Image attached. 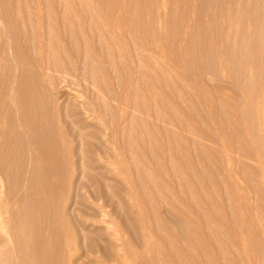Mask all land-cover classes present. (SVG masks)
<instances>
[{
  "label": "bare ground",
  "instance_id": "6f19581e",
  "mask_svg": "<svg viewBox=\"0 0 264 264\" xmlns=\"http://www.w3.org/2000/svg\"><path fill=\"white\" fill-rule=\"evenodd\" d=\"M42 1L46 23L41 20L38 29L33 25L21 28L18 23L24 17L32 21L40 16L39 13L33 14L29 6L23 9L19 4L8 3L0 8L1 18L11 33L12 53L18 65L12 83V98L6 97V103L0 108V264H79L65 259L79 241L92 243L96 252L121 264H163V258H166L163 252L173 249L167 241L166 229L176 232L183 244L194 242L200 246V239L193 232L195 226L182 216L187 209L170 200L174 192L162 178L164 176L174 183L179 193L187 192L190 207L199 214L201 211L204 213V208L197 210L202 196L195 182L201 183L197 178L199 173L206 177L211 189L215 188L210 179V169L205 165V161H213L214 157L208 143L211 138L208 144L204 143L206 138L198 135L182 111H196L194 118L199 119L196 101L192 97L199 101L198 106L204 107V113L205 107L210 105L202 91L199 93L200 90L188 83L185 77L191 75L194 76L193 82L197 84L195 75L200 76L201 85L205 84L209 93L212 88L214 95L220 96L217 104L213 100L217 97L212 98L211 92V104L217 105L210 106L217 107L212 108L216 110L213 116L218 114L214 119L222 121L217 122V130L222 128L224 131V127V136L227 132L232 139V147L240 151L235 161L237 172L243 179H237L245 180L247 187L239 183L254 196L255 202L249 203V207L254 211L253 220L262 226L264 175L258 178L254 169H250L251 161L247 160L255 162L263 146H260L263 140H258V133L259 129L264 130V118H261L264 112L261 117L258 113L255 116L256 128L251 125L255 139H250L255 141L259 136L255 141L259 146L255 148L260 151L254 153L239 128V124L247 121H237L235 115L241 113L232 105L236 106L237 100L243 103L246 92L240 100L236 97L237 88L234 92L224 86L227 83L223 85L224 82L214 83L213 80V84H208L206 77L202 80L204 68L193 67L194 61L190 60L193 54L190 53L194 47H202L211 55L217 48V41L223 38L219 49L227 55L225 57H230L233 76L231 72L225 74L232 76L229 82L248 91L249 87L258 85L259 77L264 81L261 76L264 74V0H98L106 8L118 32L128 37L126 46L133 52L130 58L120 59L127 70V80L116 85L122 84L123 93L115 91L99 59V54L105 53L114 61L110 44L102 31L105 25L93 19L86 22L82 18L94 14L90 3L87 0ZM157 3L162 5L160 11L155 10ZM57 9L61 11L60 19ZM189 15L194 17V21H187ZM184 23L185 30L181 33ZM95 34L99 38L93 42L91 38ZM61 35L66 38L65 47L71 49L80 63H75L72 57H61L65 54V47L60 46ZM141 44L150 49H143ZM121 47L118 46L119 49ZM29 48L36 50V56L31 57ZM241 52H252L253 58L245 61L247 58L242 57L246 55L241 57ZM157 53L169 59L173 66L162 61V56ZM225 60L229 64L228 59ZM222 62L220 66L225 65ZM224 67L220 69L227 71V66ZM11 70L9 65H0V75ZM112 73H115L114 69ZM5 82L9 83L10 79L6 78ZM75 86L90 90V97L63 94L62 88L71 90ZM259 88H262L261 83ZM260 91L257 94L264 96ZM256 95L248 96L251 99ZM221 97L228 98V102ZM253 99V102L257 100ZM9 100L10 108L5 109ZM249 101L245 100L244 106L251 108L258 100L255 103ZM118 104L121 112L117 114ZM125 106L139 110L146 117L159 121L160 125L154 121L149 124L139 114L128 113ZM99 113L107 117V125L99 126ZM243 113L247 115L244 117L251 115ZM179 128H187L195 136L186 138ZM118 145L127 146L131 152H139L131 160L136 168L134 200L127 184L118 188L123 180L117 161ZM147 159L154 162L156 172L148 169ZM5 183H8L7 190H4ZM203 194L209 199V193L204 191ZM229 199L231 197L227 198V206L232 211V199L230 202ZM133 202L136 203V211ZM209 205L213 207V200ZM108 207L109 211L106 210ZM176 211L178 214H174ZM161 212H164V217ZM110 217L114 219L109 220ZM149 221L153 222L149 224ZM203 221L207 238L214 245L224 244L221 240L224 233L210 220ZM138 230L143 231H140V238L144 246L140 250L131 249L128 245L130 235ZM148 233L161 243V247L150 246ZM248 234L243 237L247 243L252 241L246 239ZM243 247H247L246 243ZM153 249L163 257L160 258L163 262L154 259ZM173 254L172 259H168L171 263L177 259L176 264H189L178 253ZM236 254L240 256L237 250ZM230 255L224 251L220 263L237 264L239 259L232 261ZM260 261L259 264H263L264 260ZM206 263L212 264V259H206Z\"/></svg>",
  "mask_w": 264,
  "mask_h": 264
},
{
  "label": "rangeland",
  "instance_id": "374dc122",
  "mask_svg": "<svg viewBox=\"0 0 264 264\" xmlns=\"http://www.w3.org/2000/svg\"><path fill=\"white\" fill-rule=\"evenodd\" d=\"M50 1L56 2L57 0H50ZM87 1L90 3L91 9L94 10L95 12H94L93 15L84 16L82 18L86 22H89L90 19H93V20L97 21L98 23H103L105 25V28H103L102 31L105 34V36H104L105 39L110 44V49H111V52L113 54L114 61L112 62L111 59L105 53L99 54V56H100L99 59L102 62L103 68L105 69L107 76L110 77L111 81L113 82L115 91L120 93L121 91H124V90H121V89H123V87H120L122 84H120V86H117L116 83L117 82L121 83L123 81L125 82L127 80V70L122 65L120 59H121V57L130 58V56H132V54H133V52H131L128 49V47L126 46V42H128L129 39L125 35H122V34H120L118 32V30H117L112 18L107 13L106 8L103 5H101L98 0H87ZM42 2H43L42 0H0V8L5 6L8 3H12L13 5L19 4L23 9L25 8V6H29L31 8V11H32L33 14L37 15L39 13L40 16L37 17V18L34 17V19L32 21L27 19V17H24V20L23 21H18V23H19L21 28H22V26L30 27L31 25H33V26H36V28L38 29V26H39L38 23L41 20H43L46 23V18H45L46 12H45L44 5H43ZM156 5L157 6H156L155 10L156 11H160L161 10V6H162L161 3H157ZM56 14H57V16L60 19L61 18V16H60L61 15V11L57 9ZM1 16L2 15L0 13V65H9V66L12 67V70L9 73H7L6 75H0V108L3 107L4 103H6L5 102L6 97L9 98V99L12 98V96H11L12 95V87H13L12 83H13V81H15V78H16V70L15 69L18 66L17 63H16L17 61L15 60V57L13 56V53H12L13 50H12V46H11V33H10V30L7 28V26H6L5 22L3 21V19L1 18ZM188 18H189V19H187L188 22L194 21V17L192 15H189ZM195 24L197 26V23H195ZM185 26H186V23L181 25V27H182L181 30H180L181 33L184 32L185 29L183 27H185ZM163 32L164 31H162V33ZM98 38H99V35L95 34V36L93 38H91V39H92L93 42H96L98 40ZM222 39L220 38V40L217 41V43H216L217 44V48L213 47V48H215L217 50L213 49L214 51H212L213 54L211 52V55H209L210 51L204 50V49H202V47H199V48L194 47L196 49V51H195V49L193 51H195L196 53L192 51V53H190V54H193V55L191 56L189 54L190 55V60L195 62V63L193 62V65L195 64V66H193L194 68H197V67L199 69L204 68V69H202V70H204L203 73H202V80H203L204 77H206L209 80V82H207L208 84H213L212 83L213 80H215L214 83L224 82V83H222L223 85L225 83H227V86L226 85H224V86L228 87V89L230 88V89H232L234 91L237 88L236 97L237 98L239 97L240 100H241V97H244L246 95L244 98H242L243 103H238L237 102L238 100H237L236 101V106H235L234 103H232V105H233V107L237 108V112L238 113H241L240 114L241 116H240L235 111L236 114H237V115H235V117L236 116L238 117V118L236 117L237 121L238 122H240V120H243L242 122H246L247 121L246 123L239 124V128L241 127L240 128V132L243 134V136L245 137L247 142H249V144H251L252 148L254 149L253 150L254 153H257L258 151H260V150L257 151L256 148H255V147L259 146L256 143L257 139H258L257 137H259V136L256 137V140H255L256 142H255L253 139H250V138H254L255 139V136H254L255 133L252 132L253 133V137H251L252 135H250V134H252L251 131H253L252 129H254V127H252L251 125L255 126V124H257V123L254 122V119H256L255 116H258V115L260 116L261 113L264 112V109H262V108H264L263 107L264 106V104H263L264 103V96L263 95L260 96V94H257V93L261 92L260 90H262L263 91L262 93L264 94V90H263V88H264V86H263L264 83L263 82L264 81L261 79V77H259V80H261V81L258 82L257 86L254 84L256 88L253 85L249 84L250 86H253V87H251L253 89H251L249 87L248 88L249 90H254L255 89L254 91H251L252 93L250 92V94L247 93V92H249L248 89H246L248 91H245L241 87H238V86H236L233 83L231 84V82H229V80L233 76V74H232L233 71L230 68L231 67L230 59H229L230 57H225L227 55L222 54L220 49H219ZM65 40H66V38L63 35H61V41H60V46L61 47H63V46L65 47L66 46ZM120 43L123 45V48L121 47ZM141 45H142L143 49H150V47H148V46H146L144 44H141ZM118 46H120L122 49H119ZM30 47H31V45H30ZM35 52H36V50L34 51V49L29 48V53L31 54V57L33 55L36 56ZM71 52L72 51H71V49L69 47L68 48L65 47V54H61V57L63 59H67V58H71L72 57L74 59L75 63H77V64L80 63V60L77 57L73 56ZM194 53H195V55H194ZM157 54L162 56L161 57L162 61H164L167 65H169V66H170V64L172 65L170 60L167 59L165 56L161 55L160 53H157ZM218 54H220V55L218 56ZM242 54H244L246 56L242 57L243 56ZM197 55H199L201 58L199 56H197ZM193 56H195V57L197 56L200 59V61H197L198 60L197 57L194 58ZM216 56H217L218 59L216 58ZM221 56L224 57L223 60H222ZM240 56L242 58H244V59L247 58V59H245V61H248V59H252L253 58V53L252 52H250V53H244V52L242 53L241 52ZM214 57L216 59H214ZM191 58H193V59H191ZM205 58H207V59H205ZM225 58L228 59L229 64L225 63V62H227V60H225ZM217 60L224 61L225 65L224 64H222V65L225 66V67L227 66L226 68L225 67L224 68H225V70L228 71V73H227V71H224V70L222 71L221 70L223 68V66H220V65L223 62L222 61H217ZM213 63L215 65H213ZM219 63H220V65H219ZM199 64H200L201 67L199 66ZM214 66H216L217 69L214 68ZM112 69H114V71H115L114 74L112 73ZM221 72L224 75L225 74H230V72H231L230 75H232V76L231 77H228L227 75L224 76V75H222ZM192 76L193 75L185 77L187 79V81L189 80L188 83L193 88H196V89L200 90L199 93L202 91L201 94L205 95L204 96L205 97V101L209 100V103L205 102V105L209 104L210 106L211 105L215 106L216 105L215 103H217L218 100H220V98H219L220 96L218 97L217 94L214 95L215 93H213L212 88L209 89V91H210V93H209L207 91L208 89L205 88L206 86H204L205 84L201 85L203 83L200 82L201 81L200 80V76L195 75V79H196L195 81H197V84L195 82H193L194 80L193 81L191 80ZM261 76L264 78V74H261ZM6 78L10 79L9 83L5 82ZM217 78H219V79H217ZM232 79H231V81H234ZM117 80H119V81H117ZM210 81H211V83H210ZM234 83H235V81H234ZM259 83H261V87H262V88H259L260 90L257 89L258 86H259ZM262 83H263V85H262ZM62 89H63L62 90L63 94H65L66 96H69V95L70 96L82 95V96L87 97V98L90 97V93H89L90 90L85 89L82 86L79 87V88L77 86L72 87L71 90H69V89L65 90L66 88H62ZM203 92L208 94L207 95L208 97ZM211 92L213 93V95H212ZM244 92H246V94ZM121 93H123V92H121ZM253 94L254 95L257 94V95H256V97H251V99H250L248 95H252L253 96ZM211 95H212V98L217 97V99L216 98L213 99L215 101V103H213V104H211L212 101H213V100H211ZM246 97H248V99ZM207 98H210V99H207ZM253 98H256L258 100V101L255 100V101H257V103H255V101L253 102V100H254ZM221 99H223L226 102H228V100H229L226 97L225 98L221 97ZM244 99L248 100V101L250 99L249 102L252 101L253 103H255V104H253V106H251V108H253L252 111L250 110L251 108H250L249 105L248 106L247 105L244 106V103H245ZM192 100L196 101V102H194L196 104V106H197L195 109H197V112L199 111V115H200L199 119L200 120L194 118L196 116L195 115L196 111H193V110L184 111L183 110L182 113H183V115L185 116L186 119H188L189 121L191 120L190 122H191L192 126L194 128H196V130L198 132V135L206 138V140L204 139L205 141H203V142L204 143L206 142V144L209 143V146H212L209 149H210L211 153H213V155H214V157L212 159L213 161H205V160L204 161H205L206 167L210 169V174H209L210 175V179L215 183V188L211 189L206 177H203V175H201L199 173H197V178H198V181H200L201 183L197 184L195 182L196 188H197L198 192H200V196H202V198H201L202 200L200 199V201L198 202L199 204H198L197 210L204 208V213L201 211L200 214H199L196 210H194V209H192L190 207L189 202H188V193L187 192L179 193L177 187L174 186V183H172L170 180H168L164 176L162 178H164V180L167 183L168 187L170 189L172 188V191L174 192V197L170 198V200L173 203H177V204H179V206L181 205V206H183L184 208L187 209V211H185L183 209L185 212L182 213V216L184 218H186L188 222L189 221L192 222L193 225L195 226V228L192 226L193 227V232L200 239L201 245L199 246V245H197L194 242H191V243H188V244H183L182 242H180L178 234L176 232H173L170 229H166L167 241L172 245L173 249L171 250V249L168 248L167 251L163 252L164 253L163 257H166V258H163L156 250L153 249V257H154V259H157V260L158 259L160 260V258H163V260H165L164 261L165 263H163V264H170L171 262L168 259H170V258L172 259V257L174 256L173 252H176V253H178L180 255V257L184 261L188 260L189 264H209V263H206V259H212V264H221L219 259H221L220 258L221 254L224 251H226V252L231 254L230 255V259H232V261H235V260L239 259L238 261H236V262H238L237 264H250V260H252L251 264H259V261H260L259 259H262L261 261L264 260V236H263L264 234H262V233H264L263 232V230H264V226L263 225L264 224H261L262 226H260V224L258 225V222L254 221L255 219L252 218V216L254 217V211L251 209V207H249L250 206L249 203L253 204V202H255L254 201L255 199H254V196L252 195V193L250 195V191L248 190L249 191L248 192L245 189L247 187L245 180H243L244 182L240 181L243 178L237 172L238 165H237V163L235 161L237 156L239 155L240 151L237 150V149H234L232 147V143H231L232 139H231L230 136H228L227 132H226L227 136H224L225 135L224 134L225 128L223 127L224 131L221 128V126L223 124L219 125L220 126L219 128H221L222 132L220 131V129L217 130V122L219 121V118H217V120L215 121V119H216L215 117L218 114L216 116L215 115L213 116V112L216 111V110L213 111V109H215V108L217 109V107H210V106L207 105L205 107V109H206V112L208 111L209 113L205 112L206 113L205 114L203 112L204 107L198 106L200 104L199 101L196 100L194 97H192ZM119 104H118L117 114L119 112H121ZM10 105H11V103H10V100H9V102L5 105V109L6 108H10ZM237 105H238V107H241V108H238ZM254 105H256L255 107L259 106V107H257L256 112L254 110L255 109ZM261 106H262V108H261ZM125 109H126V111L128 113H132L133 112V113L139 114L141 117L147 119V121H149L148 122L149 124H153V121H154L158 125H160L159 121H157L155 119H151L150 117H146L145 114L141 113L139 110H133V108H130L129 106L128 107L125 106ZM238 110H241V111L239 112ZM258 110H259L260 113L257 112ZM243 111L246 112L247 114L249 113L251 115L250 116L248 115V117H244L245 114L243 113ZM251 112H254V113H251ZM255 113H256V115H255ZM257 113H258V115H257ZM252 115H254V116L252 117ZM98 116H99V119H100L99 120V126H103L104 124H106V125L108 124L107 117L103 113H99ZM212 116H213V118H212ZM245 116H247V115H245ZM261 118H264V113H263V116ZM248 119H249V121H248ZM219 122H222V121H219ZM219 122H218V124H219ZM256 126H255V128H256ZM179 130H180L181 134L184 137L190 139V137L192 135L191 131H189L187 128L186 129L185 128H179ZM259 130L258 131L260 133H258V135H260V137H259L258 140H260V139L263 140V141L260 140V141H262V143L259 141L261 143L260 146L263 144V146H262V148H263L264 147V133H262V132L264 130H262V129H259ZM192 136H195V135H192ZM224 138H226V139H224ZM209 139H210V141H209ZM259 142H258V144H259ZM252 148L250 147L251 150H252ZM262 148H261V151L257 153V157L255 158L256 159L255 162H253L254 160H247V161H251L252 164H250V163H247V164H248V166H249V164L251 165L250 169H254L253 171L255 172V175L258 178L260 177V179L264 175V160H263L264 159V156H263L264 155V152H263L264 149H262ZM134 149H136V148H134ZM139 150H141V149H139ZM116 153L118 154V157H119V160H118V157H117V161H119V165L118 166L120 167V170H121V172L123 174L122 175V179L123 180L120 183L118 188H122L123 185L127 184L130 187V191H129L130 192V196L134 200L135 199V195H136L135 192H134V188H135L134 174L136 172V168L134 167V164H133L134 162H131V160H132V158L137 157V154L139 152L138 151L136 152L135 150H133V152H131V151H129L127 146L118 145ZM261 153L263 154L262 156H261ZM146 164H147L146 166L148 167V169L150 171H152V172H156L157 171V168H156L154 162L151 159H147ZM28 171L29 170L27 168L26 172H28ZM237 178L240 179L239 180L240 183H243L244 185H246L245 188L242 186L243 184L239 183ZM7 188H8V183H5L4 190H7ZM227 189H228V191H227ZM239 190H240V192H239ZM204 191H206V194L209 193V199H207L204 196V194H203ZM248 194H249V196H248ZM226 197L227 198L231 197V199H232V202H230L231 199H229V202L233 204L232 205L233 206V210L232 211H230L228 206H227V198ZM244 199H246V201H244ZM211 200H213V207L212 208L209 205V202ZM244 203H245V205H244ZM242 204L245 207L247 206L248 209H247V207L245 209V207ZM160 208L164 209L163 206H160ZM133 209H134V211L137 210L136 203H134ZM106 210L109 211L110 207L106 208ZM244 211H245V213H244ZM178 212H180V210H178ZM161 213H163L162 216L164 217L165 216L164 212H161ZM174 214H178L177 211ZM118 216H119V214H118ZM111 219H114V217H110L109 218V220H111ZM204 219L210 220L219 230H221L225 234V235L223 234L221 236V240L223 241L224 244L214 245L207 238V234H206V231H205V228H204V225H203V222H204L203 220ZM152 222L153 221H149L148 223L150 224ZM123 225H128V224L124 223ZM260 227L262 229H260ZM114 228L116 229L117 227L114 226ZM114 228H110V229L113 230ZM140 231H142V230H138L136 233L130 235L131 238L129 237V235L125 234V236L128 239L130 238L128 245H129V247L131 249L140 250V249L143 248L144 243H143L142 239L140 238V235L143 233V231H142V233ZM246 233H250L251 234V235L248 234V236H246V239L247 238L248 239H252L253 243H255V244L251 243L252 241L249 242L251 244L247 243L248 241H246L243 238ZM255 233H257V234H255ZM147 239H148L149 244H150V246L152 248L154 246L161 247V243L156 241L155 238L153 237V235H151L150 233L147 234ZM256 239H258V240L256 241ZM230 241H231V244H230ZM259 242H260V244H259ZM244 243H246V246H247V247H245L246 250L243 247ZM247 244H249L250 246L247 245ZM253 246H255V247H253ZM236 250H237V252L238 251L240 252V256H238L236 254ZM248 250H250V251H248ZM16 251H15L14 255L17 254ZM260 251H262V253ZM165 252H167V253H165ZM247 252L249 254H247ZM102 254L103 253H101V252H99V253L96 252V248L94 247V245L92 243H89V242H85V243L83 242L82 243L81 241H79V243L77 245H75V246H73L71 248L70 253L67 255V257H65V259H69L71 261H77L79 264H121L120 261H117V260L113 261V260H111L112 258H109L108 256L102 255ZM165 254L167 256H165ZM13 258H15V257H13ZM242 259H243V261L240 262V260H242ZM8 260L9 261H15V259H8ZM163 260L161 259L160 261L163 262ZM175 260H177V259H174V262L171 260L172 263L176 264L177 261H175ZM253 261H255V262L253 263ZM261 261H260V263H261ZM262 263L264 264V262H262Z\"/></svg>",
  "mask_w": 264,
  "mask_h": 264
}]
</instances>
